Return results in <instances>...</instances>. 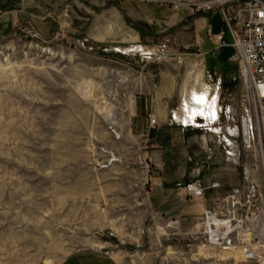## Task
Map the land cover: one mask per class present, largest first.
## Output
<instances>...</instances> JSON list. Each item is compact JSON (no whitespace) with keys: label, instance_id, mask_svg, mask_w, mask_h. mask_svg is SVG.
Instances as JSON below:
<instances>
[{"label":"rangeland","instance_id":"rangeland-1","mask_svg":"<svg viewBox=\"0 0 264 264\" xmlns=\"http://www.w3.org/2000/svg\"><path fill=\"white\" fill-rule=\"evenodd\" d=\"M160 1L0 0V264H60L85 251L121 264H243L240 251L205 246L201 227L214 197L262 175L237 62L207 59L212 73L233 72L213 78L215 131L180 126L185 90L162 100L168 124L136 128L154 74L186 86L200 68L201 11ZM220 17L213 32L230 37ZM207 100L200 116L214 119ZM190 183L222 188L194 199Z\"/></svg>","mask_w":264,"mask_h":264},{"label":"built area","instance_id":"built-area-1","mask_svg":"<svg viewBox=\"0 0 264 264\" xmlns=\"http://www.w3.org/2000/svg\"><path fill=\"white\" fill-rule=\"evenodd\" d=\"M173 10L188 8L196 11L212 12L217 6L224 5L221 10L224 22L228 27L231 43L226 45L223 37H216L217 50L230 46L233 49V60L237 62L240 79L246 88L256 96L258 107L263 115L262 137L263 147L260 167L262 182L259 185L250 181L243 187L236 186L224 192L220 198L214 197L212 205L203 210L201 222L202 233L208 248L214 250L240 251L243 264H264V0H161ZM212 37L211 32H208ZM167 49L166 44L158 47L160 52ZM150 55V54H149ZM213 89L218 91L221 79L214 81L209 76ZM212 89V88H211ZM190 103V102H189ZM187 111H184V114ZM184 118V117H183ZM174 119V117H173ZM150 126L157 125V120L149 116ZM216 120L206 122L196 118L194 124H186L182 119L180 126L212 131ZM252 135V134H251ZM228 155L240 158V150L234 149L226 140ZM220 183H214L207 189L190 183L186 185V196L199 199L204 191L219 192Z\"/></svg>","mask_w":264,"mask_h":264},{"label":"crops","instance_id":"crops-1","mask_svg":"<svg viewBox=\"0 0 264 264\" xmlns=\"http://www.w3.org/2000/svg\"><path fill=\"white\" fill-rule=\"evenodd\" d=\"M223 8H225L224 5L217 6L212 12H205L201 11V17L197 20H195V23L197 27L199 28L197 30V37L198 41L196 44V57L199 59V66L198 72L196 73L194 77H192V81L187 82L186 86H184V83L179 82L178 77H173L172 81H167L166 77H162V75L154 74L151 79L154 80L155 77H157L158 81L153 82V80L150 81V87L149 92L146 93V96L143 97L144 100H149L150 103L145 102V109L143 110L142 115H144L146 119V123L142 124L139 121H136V128L143 129L150 127V120L149 116L152 115L157 120L158 125L161 124H168L170 120L171 111L167 106H164L162 103V100H168L169 97L176 93H182L184 90L188 93L191 97V103H189L188 100H184L183 104H180V112H182L184 122L187 124L191 120H195L196 118H201L199 112L198 115L194 110L193 106H199L197 101H201V95L207 97L210 100V96H212L213 87L210 85H207L210 80H207L206 77L203 75V69L201 66H203L204 70L208 73L209 76L213 78L219 77L218 74L223 73L224 75L231 76L232 71L230 69L226 68V65L224 64V68L221 69V71H214L213 73L209 70L208 67V57L213 56L214 59H218L221 62L224 61L225 58L228 59V61H231L233 58V49L230 46H225L219 50H217V38L219 36L223 37V41L226 43V45H229L231 43L230 37H227L226 33L224 31L214 33L213 26L211 25V18L212 15H214L217 11H221ZM222 19V22H224L223 15L220 17ZM211 32L212 37H209L208 32ZM209 40L210 47L207 46L206 40ZM230 49V50H229ZM221 52L224 53V57L222 59L218 58V54ZM231 53V54H230ZM214 74V75H211ZM150 80V79H149ZM170 80V79H169ZM172 82V83H171ZM156 83V84H155ZM212 88V89H211ZM210 95V96H209ZM190 100V99H189ZM192 102L194 104H192ZM168 102H166V105ZM182 106V108H181ZM169 107V106H168ZM187 111V113L184 114V111ZM134 110H131V114H133ZM130 114V115H131ZM137 115V112L135 113ZM135 126V123H134ZM60 264H121L118 259H116L114 256L110 254H105L99 251H85V252H79L76 254L71 255L70 257H67L64 259Z\"/></svg>","mask_w":264,"mask_h":264},{"label":"bare ground","instance_id":"bare-ground-1","mask_svg":"<svg viewBox=\"0 0 264 264\" xmlns=\"http://www.w3.org/2000/svg\"><path fill=\"white\" fill-rule=\"evenodd\" d=\"M246 92H247V99H248V102H249V109L247 111V114H248V117L249 118H250L249 111H251V107L253 106V112L251 111V115H252V127H253V132L256 135L257 145H258V148H259L260 160H261L262 153H263V147H262V142H261L260 137H262L263 115L261 114V111H260V109L258 107V102H257L256 96L254 95V93L250 90L249 87L246 88ZM214 98H215V100L217 102V106L215 105V110H214V107L212 108V110L216 111L215 118L213 117L214 119H210L208 117H206V118H202L201 117V120H203V121L205 120L206 122H208V121L213 122V121H215L218 118V100H219V93L216 90V88L213 91V94L210 97V100L212 101ZM206 101H208L207 100V97H205L203 95L201 96V101H197V103L199 104V106L194 107V110H193V111H195V109H196L195 112L197 113V115H198V112L201 115V104H205ZM108 105L109 104H107V103H104L103 104L102 107H103L104 111L102 112V114H104V117H105L106 121L112 123L113 126H117L118 120H119L118 119V111H117V108H115L114 106H111V107L108 108ZM207 108H209V107H207ZM194 122H195V120H191L189 123H193L194 124ZM189 123H187V124H189ZM260 124H261V127H260ZM251 134H252V138L255 137L253 135L252 131H251ZM257 182H258V185L260 187L261 182H262V175L259 176V181H257ZM262 199H263V202H264V194H262ZM262 227L264 228V226H262ZM236 253H239L238 256H240L241 260L243 261V256H242L241 252H236Z\"/></svg>","mask_w":264,"mask_h":264},{"label":"trees","instance_id":"trees-1","mask_svg":"<svg viewBox=\"0 0 264 264\" xmlns=\"http://www.w3.org/2000/svg\"><path fill=\"white\" fill-rule=\"evenodd\" d=\"M230 50V49H229ZM231 54V53H230ZM224 57V53L223 52H221L220 54H218V58L219 59H222Z\"/></svg>","mask_w":264,"mask_h":264},{"label":"water","instance_id":"water-1","mask_svg":"<svg viewBox=\"0 0 264 264\" xmlns=\"http://www.w3.org/2000/svg\"><path fill=\"white\" fill-rule=\"evenodd\" d=\"M154 133H155V130L154 129H151L150 130V137H153Z\"/></svg>","mask_w":264,"mask_h":264}]
</instances>
